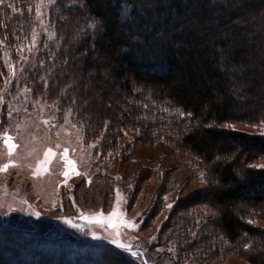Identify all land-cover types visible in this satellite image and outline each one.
I'll return each mask as SVG.
<instances>
[{
	"label": "rangeland",
	"instance_id": "1",
	"mask_svg": "<svg viewBox=\"0 0 264 264\" xmlns=\"http://www.w3.org/2000/svg\"><path fill=\"white\" fill-rule=\"evenodd\" d=\"M8 5L22 7L31 15V21L19 41L9 46L0 41V134L7 133L10 143L16 145L9 156L0 139V165L9 161L14 165L0 171V264H28L27 243L21 242L17 234L29 236L30 242L37 238L39 242L76 238L95 243L98 250L89 254L80 249L78 253L100 261L102 253H106V258L116 264H264L256 251L212 248L210 252L204 249L205 257L198 258L197 252L182 246L190 253L182 257L172 241L164 242L160 236L168 232L176 205L193 206L184 208L182 214L188 219H183L184 225L189 226L181 227L191 237L198 225L210 226L217 219L215 208L208 203V193L216 185V161L202 162L186 147L179 146V141L174 142L172 120L177 117L171 114L166 115L167 120L144 117L149 124L146 133L135 125L133 129L123 125L125 128L116 138L107 139L110 143L104 142L105 130L99 137L88 138L83 117H78L76 109L79 101L71 94L79 74H70L68 63L72 57L69 59L66 49L73 42L67 44L66 38L79 39L85 32L95 34L98 22L87 20L78 0H5L0 5L2 38L16 33L6 20L4 10H11ZM61 58L64 63H59ZM59 65L63 73L55 83ZM101 74L102 94L90 92L88 87L81 89L89 91L85 100L92 102L95 114L100 111L110 120V108L105 111L102 106H123L130 96L125 98L124 92H118L119 83L108 67L103 66ZM61 76L66 77L62 80ZM133 93L142 99L149 96L150 90L137 86ZM162 120L172 126L163 128ZM229 127L264 138V122ZM49 150L48 162L43 164ZM236 156L231 153L226 158L233 161ZM252 162L254 169L264 168V156H255ZM66 171L67 176L62 174ZM114 208L117 215L112 216L110 225L107 218ZM245 218L249 220L247 224L264 231V202L246 212ZM113 239L128 245V250L117 247ZM199 248L195 247L196 251Z\"/></svg>",
	"mask_w": 264,
	"mask_h": 264
},
{
	"label": "trees",
	"instance_id": "2",
	"mask_svg": "<svg viewBox=\"0 0 264 264\" xmlns=\"http://www.w3.org/2000/svg\"><path fill=\"white\" fill-rule=\"evenodd\" d=\"M78 1L87 20L93 18L99 24L95 34L85 32L79 39L66 38L67 44L73 42L66 49L69 59L72 57L70 74H79L71 94L79 101L76 109L78 117H83L88 138L99 137L105 130L106 142L116 138L122 128L133 129L134 125L145 132L149 124L144 117L165 119L168 114L175 115L174 142L179 141V146L202 162L216 161V185L208 193V203L215 208L217 219L210 226L198 225L191 237L181 227L189 226L184 225L188 220L182 214L184 208L193 206L176 205L170 228L160 237L164 242L172 241L182 257L185 252L190 254L182 247L186 246L197 252L198 258L205 257L204 249L210 252L217 248L256 251V257L264 260V231L245 220L246 212L264 202V168L251 166L255 156H264V138L229 127L264 122V0ZM17 9L16 13L4 10L16 32L10 38L0 36L8 46L26 35L31 21L22 7ZM63 61L61 58L59 63ZM103 66L119 83L118 92L130 96L127 104L117 103L118 108L110 103L102 106L105 111L110 108V120L100 111L96 115L92 102L85 100L89 91L102 94L99 84L104 83ZM62 68L59 65L57 76ZM65 77L61 76L62 80ZM137 86L149 89V96L141 99L133 93ZM82 87L89 91H82ZM206 123L211 126L206 127ZM162 126L169 127L165 122ZM231 153L237 156L228 161ZM17 235L27 243L28 264H116L106 258V253H102L101 261L86 254L98 250L95 243L76 238L40 242L37 238L30 242L29 236ZM223 241L228 244L223 246ZM195 247L201 249L196 251ZM80 249L86 253L79 254ZM112 255L122 261L119 255Z\"/></svg>",
	"mask_w": 264,
	"mask_h": 264
},
{
	"label": "snow or ice",
	"instance_id": "3",
	"mask_svg": "<svg viewBox=\"0 0 264 264\" xmlns=\"http://www.w3.org/2000/svg\"><path fill=\"white\" fill-rule=\"evenodd\" d=\"M4 3H5V0H0V5H3ZM8 7L11 8V10H12L13 13H16V12L18 11V9L15 8V7H13L12 5H8ZM44 123L47 124L48 122H47V121H44ZM0 139H2L4 145L7 146V149H8V155L11 156L12 153H13V149L16 147V145L13 144V143H10L11 138L8 137L7 133L0 134ZM92 147H95V145H92ZM65 152H67V149H65ZM49 153H50V150L45 152V157H46V159H45V161L42 162L43 164H46V163L48 162V161H47V157H48ZM9 166H14V165L12 164L11 161H9L8 163H5V164L0 165V171H4V170H6ZM38 170H39V169H38ZM72 170L74 171V168H73ZM62 174L65 175V176H67V175H68V172L66 171V172H64V173H62ZM76 174H79V173H76ZM116 215H117V212H116V210H115V208H114V209H113V212H112V213L110 214V216L107 218L108 223H109L110 225H111V218H112V216H116ZM84 219H85V220H98L97 217H91V218H90V217H84ZM65 222H66V223H70V221H65ZM112 243L115 244L117 247L121 248L122 250H128V248H129L128 245H126V244L120 242L118 239H113V240H112ZM245 247L247 248V245H246ZM133 254H134V253H133Z\"/></svg>",
	"mask_w": 264,
	"mask_h": 264
}]
</instances>
